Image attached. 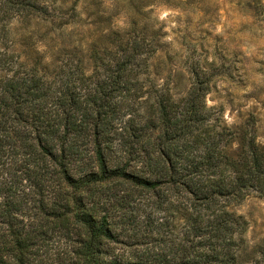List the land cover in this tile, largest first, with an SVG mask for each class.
<instances>
[{"label": "trees", "instance_id": "1", "mask_svg": "<svg viewBox=\"0 0 264 264\" xmlns=\"http://www.w3.org/2000/svg\"><path fill=\"white\" fill-rule=\"evenodd\" d=\"M29 17L50 15L0 0V264H241L247 222L231 206L264 197L254 117L223 124L194 67L174 100L144 78L136 42L46 79L9 45ZM250 256L264 264V240Z\"/></svg>", "mask_w": 264, "mask_h": 264}, {"label": "rangeland", "instance_id": "2", "mask_svg": "<svg viewBox=\"0 0 264 264\" xmlns=\"http://www.w3.org/2000/svg\"><path fill=\"white\" fill-rule=\"evenodd\" d=\"M49 19L20 18L9 25V45L46 79L93 70V50L118 51L138 43L147 73L171 96L184 98L190 69L210 79L207 105L231 129L255 119L264 148V0H39ZM72 18L67 24L65 21ZM152 52L147 57V53ZM108 57H106V60ZM243 217L241 264L264 240V197L231 206Z\"/></svg>", "mask_w": 264, "mask_h": 264}]
</instances>
